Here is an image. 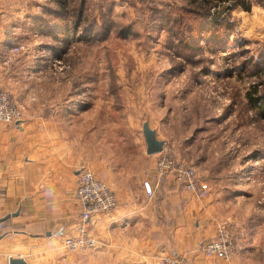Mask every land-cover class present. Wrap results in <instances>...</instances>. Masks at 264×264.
Returning <instances> with one entry per match:
<instances>
[{"label":"rangeland","instance_id":"rangeland-1","mask_svg":"<svg viewBox=\"0 0 264 264\" xmlns=\"http://www.w3.org/2000/svg\"><path fill=\"white\" fill-rule=\"evenodd\" d=\"M85 2L77 31L58 32L55 14L39 15L42 30L11 47L0 89L22 116L60 126L71 150L63 149L76 157V188L83 170L110 188L116 177L132 185L151 173L154 189L173 178L197 196L176 173L158 177L160 151L146 152L143 124L159 129L174 162L193 167L229 211L218 228L234 251L222 259L264 264V103L248 102L264 95V0H250L249 10L213 3L224 22L207 34L200 14L179 9L195 10L187 0ZM64 240L68 253L89 249L71 252Z\"/></svg>","mask_w":264,"mask_h":264},{"label":"crops","instance_id":"crops-1","mask_svg":"<svg viewBox=\"0 0 264 264\" xmlns=\"http://www.w3.org/2000/svg\"><path fill=\"white\" fill-rule=\"evenodd\" d=\"M49 2L0 0V85L12 73L13 44L34 39L42 30L39 15L57 11ZM152 129L159 136L160 130ZM63 141L60 126L40 114L0 121V264L10 257L27 264H159L167 253L184 264H240L238 256L224 260L203 253V244L230 219L228 209H221L224 201L212 193L197 197L173 178L148 199L141 182L151 173L137 175L132 185L111 179L117 206L91 219L96 245L68 253L62 241L74 234L80 206L76 157L63 149L71 150Z\"/></svg>","mask_w":264,"mask_h":264},{"label":"built area","instance_id":"built-area-1","mask_svg":"<svg viewBox=\"0 0 264 264\" xmlns=\"http://www.w3.org/2000/svg\"><path fill=\"white\" fill-rule=\"evenodd\" d=\"M22 112V108L14 106L6 92L0 89V121L15 122L22 117ZM159 155L156 161V171L161 180L166 175L176 173L177 179L184 182L187 189L195 192L198 197L203 198L209 195L208 185L199 178L193 167L183 163H175L174 158L172 157V159L167 152L166 146H162ZM143 188L148 197L151 198L155 189L150 180L143 181ZM76 197L81 203L78 221L75 226V231L78 234L64 238L65 245L71 252L83 248L91 249L95 246L96 239L89 226L91 219L97 214L110 212L116 205V196L112 189L97 179L89 170L80 172ZM2 228L3 224L0 222V229ZM233 245L229 234L221 226L218 228L214 239L205 244L203 252L205 256L228 259L234 251ZM159 264H184V262L180 256L164 254L159 258Z\"/></svg>","mask_w":264,"mask_h":264},{"label":"trees","instance_id":"trees-1","mask_svg":"<svg viewBox=\"0 0 264 264\" xmlns=\"http://www.w3.org/2000/svg\"><path fill=\"white\" fill-rule=\"evenodd\" d=\"M54 6H51L55 10V15L60 19V24H53L55 29L58 32H68V31H77L78 27L82 24L84 19V13L86 10L85 1L86 0H51ZM75 2V3H74ZM198 5L195 6V10L186 6H181L179 9H184L187 11H195L194 13L200 14L203 17V25L199 28L201 32L212 33L213 31H217L221 27V22L223 24L224 21H221L220 15L218 11L212 7L213 3L217 5L224 4V10H232L236 6H241L245 10H249L250 8V0H187V4ZM50 4V5H52ZM71 5V8H69ZM68 19H70L72 24H67ZM63 23V24H62ZM248 102L255 105L260 103H264V95L258 97V95H249ZM264 106V104L262 105Z\"/></svg>","mask_w":264,"mask_h":264},{"label":"water","instance_id":"water-1","mask_svg":"<svg viewBox=\"0 0 264 264\" xmlns=\"http://www.w3.org/2000/svg\"><path fill=\"white\" fill-rule=\"evenodd\" d=\"M143 135H144L147 153L151 154L157 151L159 152L162 149L164 142L156 137L155 130L151 129L146 122L143 124ZM8 264H27V263L22 258L10 257Z\"/></svg>","mask_w":264,"mask_h":264}]
</instances>
